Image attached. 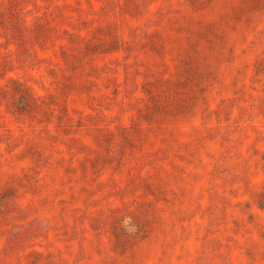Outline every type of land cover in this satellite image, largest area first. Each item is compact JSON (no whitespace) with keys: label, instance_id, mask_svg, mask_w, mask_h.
Listing matches in <instances>:
<instances>
[{"label":"rangeland","instance_id":"1","mask_svg":"<svg viewBox=\"0 0 264 264\" xmlns=\"http://www.w3.org/2000/svg\"><path fill=\"white\" fill-rule=\"evenodd\" d=\"M0 264H264V0H0Z\"/></svg>","mask_w":264,"mask_h":264}]
</instances>
